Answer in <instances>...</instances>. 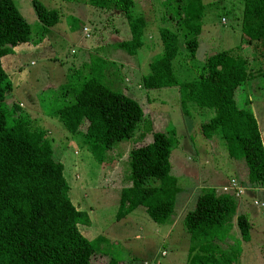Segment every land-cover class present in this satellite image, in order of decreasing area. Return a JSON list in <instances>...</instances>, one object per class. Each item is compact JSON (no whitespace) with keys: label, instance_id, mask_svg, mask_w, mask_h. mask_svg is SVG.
Here are the masks:
<instances>
[{"label":"trees","instance_id":"1","mask_svg":"<svg viewBox=\"0 0 264 264\" xmlns=\"http://www.w3.org/2000/svg\"><path fill=\"white\" fill-rule=\"evenodd\" d=\"M58 1H84L94 8L116 11L127 20L130 38L118 41L115 48L134 56L144 45L147 19L134 14V0ZM240 2L241 42H254L255 50L264 56L257 45L264 44V0ZM161 5L166 9L161 20L170 21L172 28L159 27L163 53L149 62L140 88L177 87L185 112L188 103L214 109V115L201 124L203 136L209 140L218 137L225 143L241 186L264 188V143L258 122L247 105L240 107L236 101L237 89L262 75L261 70L251 69L258 57L238 53L239 45L208 56L195 68L205 13L203 0H162ZM32 6L41 29L48 33L59 22V11L39 0H32ZM31 33V25L14 1L0 0V264H120L113 258H101L79 229L83 211L70 198L65 165L46 131L32 128L19 104L6 103L12 89L7 57L29 42ZM192 60L193 66L187 67L185 62ZM175 61L183 62L182 67H176ZM189 70L196 71L193 79L185 75ZM104 71L78 85H60L56 90L60 102L46 111L70 134H81L83 143L101 163L116 143L132 136L144 117L137 100L104 81ZM168 130L152 131L150 141L140 137V143L129 150L130 184L120 191L117 219L143 206L154 222L169 221L181 188L170 174L175 131ZM220 188H204L194 208L184 216L190 238L186 264H237L239 249L224 242L232 230L244 241L250 238L247 215L236 212L237 198L219 192Z\"/></svg>","mask_w":264,"mask_h":264},{"label":"rangeland","instance_id":"2","mask_svg":"<svg viewBox=\"0 0 264 264\" xmlns=\"http://www.w3.org/2000/svg\"><path fill=\"white\" fill-rule=\"evenodd\" d=\"M13 1L31 25L32 33L29 42L22 43L14 50L16 54L7 57L10 67L6 70L12 89L7 93L6 103L19 104L31 120V127L46 131V138L51 140L56 155L65 165L70 198L83 211L79 229L104 260L113 258L120 264H186L190 238L184 227L185 214L194 208L196 197L204 188L214 187L237 172L225 143L218 137L209 140L201 132V124L214 115V109L188 103V112H185L177 87L146 89L139 86L142 76L149 71V62L163 53L159 27L170 25L172 28L170 21L161 20L166 12L162 0H134V14H143L147 19L142 36L144 45L134 56L115 48L118 41L130 38L127 20L116 11L94 8L84 1L39 0L61 15L59 22L46 33L36 18L32 0ZM203 3L205 13L195 68L204 64L208 56L239 45L238 53L258 57L251 69L261 70L262 75L247 82L244 88L239 87L236 101L238 106L247 105L252 112L258 109L264 138V56L255 50L254 42H241L243 6L240 0H203ZM180 41L186 52L181 37ZM257 45L264 52V44ZM179 61H175L176 67H182L183 62ZM194 63L193 60L185 62L190 68ZM104 68V81L137 100L144 117L132 136L116 143L101 163L83 143L81 134H70L46 111L60 102L61 97L56 95L60 85H78L86 78L103 74ZM195 72L189 70L185 75L193 79L191 75ZM164 129L175 131V143L169 156L170 174L177 178L181 188L175 197L171 220L156 223L143 206L117 219L120 191L130 184L127 179L129 150L140 143V137L150 141L152 131ZM243 197L247 203L241 211L256 219L252 231L264 232V207L253 203L257 200L264 204V191H248ZM227 241L229 246L239 249L237 264H264L259 239L255 242L251 238L246 243L232 230L224 243Z\"/></svg>","mask_w":264,"mask_h":264},{"label":"crops","instance_id":"3","mask_svg":"<svg viewBox=\"0 0 264 264\" xmlns=\"http://www.w3.org/2000/svg\"><path fill=\"white\" fill-rule=\"evenodd\" d=\"M21 51V50H20ZM251 104V103H250ZM248 107V106H247ZM249 108V107H248ZM252 111V110H251ZM253 113H254V115H255V117H256V119H257V122H258V126H259V129H260V132H261V136H262V140H263V143H264V138H263V134H262V131H261V127H260V124H259V119H258V115H257V113L259 114V112H258V109H254L253 110ZM212 140V139H211ZM215 140H216V138H215ZM235 169H236V167H235ZM236 177H237V174L236 175H234L233 177H231V178H235L236 179ZM231 178H229L228 180H224V181H219L218 182V184L217 185H215L214 186V188H220V186L222 187L223 185H226L228 182H229V180L231 179ZM256 190H263L264 191V188H247L246 189V191H245V193L243 194V195H241L239 198H237L236 200H237V208H236V212H237V214H240V213H243L241 210H243L244 209V206H245V204L247 203V201H246V199L243 197L248 191H256ZM219 192H221L220 190H219ZM242 198V199H241ZM241 199V200H240ZM185 201V200H184ZM255 201V200H254ZM257 201V200H256ZM254 203V202H253ZM255 205V204H254ZM261 206V205H260ZM262 207H264V206H262ZM257 213L258 212H256V214H254V216L255 215H257ZM243 214H245V213H243ZM261 214V213H260ZM247 215V214H246ZM248 217V216H247ZM263 216H261V217H259V219H261ZM175 219V218H174ZM258 219V218H257ZM169 220H171V219H169ZM248 220H249V222H250V227H252V226H254V222L256 221V219L253 217H251V218H249L248 217ZM173 224H174V222L173 223H171V226H173ZM250 238H249V240H247V241H245L246 243L247 242H249L250 240H251V238H252V240H254L255 242L259 239V243H258V247H259V250H261L260 251V255L261 256H264V232L263 231H257V232H253L252 231V229L250 228ZM240 235V234H239ZM256 235V236H255ZM238 237V236H237ZM188 244H189V241L187 242ZM256 245V244H255ZM189 246H187V248H188Z\"/></svg>","mask_w":264,"mask_h":264},{"label":"built area","instance_id":"4","mask_svg":"<svg viewBox=\"0 0 264 264\" xmlns=\"http://www.w3.org/2000/svg\"><path fill=\"white\" fill-rule=\"evenodd\" d=\"M220 191L223 193L232 194L234 197L239 198L245 193L246 188L241 186L236 179L231 178L228 184L220 188ZM254 204L263 206L262 203L256 200L254 201Z\"/></svg>","mask_w":264,"mask_h":264}]
</instances>
